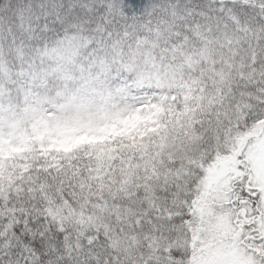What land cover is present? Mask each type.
Listing matches in <instances>:
<instances>
[{"label":"snow or ice","instance_id":"1","mask_svg":"<svg viewBox=\"0 0 264 264\" xmlns=\"http://www.w3.org/2000/svg\"><path fill=\"white\" fill-rule=\"evenodd\" d=\"M0 264H264V0H0Z\"/></svg>","mask_w":264,"mask_h":264}]
</instances>
